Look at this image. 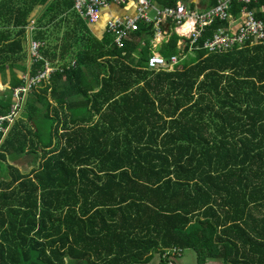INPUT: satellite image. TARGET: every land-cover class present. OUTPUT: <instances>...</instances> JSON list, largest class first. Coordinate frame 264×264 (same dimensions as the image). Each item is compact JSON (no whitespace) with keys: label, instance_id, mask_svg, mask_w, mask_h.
<instances>
[{"label":"trees","instance_id":"16d2710c","mask_svg":"<svg viewBox=\"0 0 264 264\" xmlns=\"http://www.w3.org/2000/svg\"><path fill=\"white\" fill-rule=\"evenodd\" d=\"M46 3L0 0L8 93L36 6L45 10L34 38L46 39L40 20L56 6ZM241 7L232 5L235 18ZM247 8L264 22V1ZM223 23L206 27L199 46ZM88 24L41 49L76 65L53 76L51 102L45 88L32 94L0 134V264H144L156 254L167 264L173 247L202 262L264 264V44L195 49L190 64L150 71L144 32L116 48ZM177 38L160 47L165 56L177 53ZM8 107L0 100L1 114ZM24 154L33 169L22 174Z\"/></svg>","mask_w":264,"mask_h":264},{"label":"built area","instance_id":"2783aa9c","mask_svg":"<svg viewBox=\"0 0 264 264\" xmlns=\"http://www.w3.org/2000/svg\"><path fill=\"white\" fill-rule=\"evenodd\" d=\"M132 0H74V10L87 22L95 23L100 17L101 11L112 4H126ZM136 3V12L133 16L111 18L106 23V31L112 36L113 42L119 48H124V40L128 39L130 31H138L140 23H151L154 27V40L159 43L167 40L168 33L164 29V23L170 20L174 25V31L186 41H188V51L192 52L197 48L195 43L201 36L205 27L211 26L216 20L231 24L234 18L231 14V8L234 3L241 4L239 11L240 24L234 31L231 28L218 29L211 37H207L199 48H203L208 53H223L233 48L247 44H264V22L257 20L253 16V11L246 8L252 2L264 0H220L216 6H213L203 12H190L182 4H176L172 7L162 9L154 8L150 0H133ZM153 9L154 13H151ZM151 13V14H150ZM184 26H186L184 28ZM26 48L25 60L26 71L20 77V85L16 86L11 92L12 102L9 111L6 114L0 113V134L3 139L11 126L16 122L19 113L25 104V98L32 92H35L42 84L49 83L51 75L57 70L46 62L41 53L45 42L39 39L28 38L32 30V22L25 27ZM183 43V44H182ZM158 44V43H157ZM184 42H178V51L184 47ZM158 45H154L156 48ZM38 62L43 65L40 69L31 71V66ZM180 60L177 55H171L165 58L161 53H153L147 60V70L150 71H174L179 66ZM71 68L74 63H70ZM69 66V67H70ZM182 252V249L176 247L164 250V260L167 264H176V258Z\"/></svg>","mask_w":264,"mask_h":264},{"label":"crops","instance_id":"0c3cea01","mask_svg":"<svg viewBox=\"0 0 264 264\" xmlns=\"http://www.w3.org/2000/svg\"><path fill=\"white\" fill-rule=\"evenodd\" d=\"M46 1H47V3H46L47 5H49V3L50 4L56 3V6H53L54 8L52 11L46 12L47 14H45V16H44V18H46V19L40 20V25H41V23L43 24V22L46 21L44 23L45 25L42 26V29H44V31H45L46 39L34 38L35 31H37V29H40V27L38 26L39 24H37V21L44 14L45 8L43 6H36L35 7L36 8L35 12L32 14V18H31L32 30L28 34V38L42 40L43 42H45L46 46L49 45V47H52L54 45H61L63 43V40H64L63 35L66 33V31L70 32V35H72L73 29H75L79 33L82 32L81 31L82 30L81 29V20H84V19L78 14V12H76L74 10V5H73V8L71 7L72 5L69 6L70 0H46ZM219 1L220 0H150L151 5L154 8L162 9L165 7L175 6L176 4H182L187 11L196 12V13L203 12V11L213 7V6H216ZM57 3H58V5H57ZM247 6H246V8H247ZM45 7H46V5H45ZM249 10H251V9H249ZM135 12H136V3L133 0L127 2L126 4H112V3H110L108 5V7L104 8L101 11L100 17H99L97 22L88 24L85 20L84 21L88 24L89 31L91 32V34L93 36H95L96 38H101L102 35H104L105 33L108 34L109 36H111L106 31V23L109 19L115 18V17H121L122 18L124 16H133L135 14ZM151 13H154L153 9L151 10ZM231 14H232V11H231ZM232 16H233V14H232ZM51 18H52V20H51ZM233 18H234V21L231 24H228L227 22L223 23L225 25L214 30L210 35L206 36L204 38V40L207 37H211V35L215 31H217L218 29L231 28L232 30L235 31L240 24V19H237L238 17L235 18L234 16H233ZM216 21H219V20H216ZM173 25L174 24L170 20H167L166 23H164V29L168 33V35H167L168 39L159 43L158 40H154V38H153L154 32H156V31H154L153 24L144 23V22L140 23V28L138 31L144 32V37H142L139 40V44L141 46H143L145 44V38H147L149 40V43L151 46V54L149 55V57L153 53H158V52L161 53L165 58H169L171 55H177V53L181 54L182 56L188 54L189 51L184 52L183 49L178 52V50H179L178 49V42H184V41L188 42V41H186L185 38H183V36H181L180 34H178L174 31ZM23 30H24V42L23 43H24V50H25V48H26L25 47V45H26L25 39L27 37V34L25 32L24 27H23ZM148 31H150L151 34H150V36L147 37L145 35ZM204 31H205V29H204ZM130 32H136V31H130ZM172 34H176L178 36L176 43H175L177 53L170 54L169 56H165L161 52L160 47L163 44L169 43ZM111 38H112V36H111ZM199 38L197 39V41L195 43V45L197 47L195 49L201 48V47L199 48L200 44L197 43ZM66 39L69 40V38H66ZM71 39H72V37H70V40ZM112 43L116 48H119L118 46L115 45V43L113 42V39H112ZM202 43H201V45H202ZM154 45H158V46L156 48H154ZM240 47H236V48H240ZM236 48H233V49H236ZM195 49H193V50H195ZM201 49H203V48H201ZM233 49H231V50H233ZM192 52H194V51H192ZM24 57H25V52H24ZM44 58H45V60H43V62H46L47 64H49L53 68H56L57 70L51 75V77L49 79V83L42 84L35 92H32L29 95H27V98L32 96V94L38 93L41 89L45 88L46 92H45L44 96L47 100L50 101L51 100L50 90H51V82H52L53 76L56 75L57 73H63L67 70H70L71 69L70 63H74V66L76 65V63H75L76 60H74V58H70V60L68 58V60H66V61H59V58H56V60H54V61L49 60V58H46V57H44ZM147 60H148V58H147ZM23 63H24V70L21 72L18 71L16 74V78L19 80L18 85H20L21 75L26 71V60H25V58H23ZM42 65H43L42 62H38L36 64H33L31 66V71L33 72L37 69H40ZM15 73H16V71H15ZM9 83H10V77L8 74V70H6L5 76L0 74V100L5 101L7 99V97H9V106H10V104L12 102V97H11L10 93L16 87H14L10 91V93H8L7 91L9 90ZM27 98H26V100H27ZM8 111H9V107H8ZM185 252H186V250L182 249V252L176 258V261H175L176 264H223L221 259H217V258H208L204 262L198 261V258L196 257V259H195L193 254H192L191 259H185V257H186ZM156 256H157L156 258L153 257L151 259V261L146 262L144 264H162L161 259H160V254H156ZM195 256H196V254H195Z\"/></svg>","mask_w":264,"mask_h":264},{"label":"rangeland","instance_id":"374dc122","mask_svg":"<svg viewBox=\"0 0 264 264\" xmlns=\"http://www.w3.org/2000/svg\"><path fill=\"white\" fill-rule=\"evenodd\" d=\"M35 9L36 8H34L33 9V11H32V13L31 14H33L34 12H35ZM30 14V15H31ZM44 20L46 19V18H43ZM29 22H31V18L28 20V23ZM46 22V21H45ZM28 23H25V25L23 26V27H25ZM43 25H45V24H43ZM25 41H26V39H25ZM26 46V45H25ZM159 50V49H158ZM24 52H25V50H24ZM177 55H178V53H177ZM194 55H195V53L194 52H188V54H186V55H184V56H182V55H178V56H180L181 58H180V63H179V66H177L178 68H181V64H183V63H186V64H190V62H191V60H192V58L194 57ZM23 57H24V55H23ZM25 58V57H24ZM17 72H18V70H16V74H17ZM27 98V97H26ZM25 98V99H26ZM21 112H22V110H21ZM20 112V113H21ZM20 113H19V115H20ZM47 125V123L46 122H44V126H46ZM47 138V133H46V131H45V136H44V139H46ZM56 141V138L54 139V141L53 142H55ZM40 151V150H39ZM37 154H40V152H37ZM29 155L28 154H24L23 156H21V157H18V160H17V164H18V170L22 173V174H25V173H28V171H30L31 169H33V167H32V165H31V163L33 162V159L31 158V157H28ZM38 163V159L35 161V163ZM192 254H193V256H194V258L196 259V256H195V253L193 252V251H191V250H186V252H185V259H191L192 258ZM157 256L156 255H154V258H156Z\"/></svg>","mask_w":264,"mask_h":264},{"label":"bare ground","instance_id":"6f19581e","mask_svg":"<svg viewBox=\"0 0 264 264\" xmlns=\"http://www.w3.org/2000/svg\"><path fill=\"white\" fill-rule=\"evenodd\" d=\"M186 26H184V28H185Z\"/></svg>","mask_w":264,"mask_h":264}]
</instances>
